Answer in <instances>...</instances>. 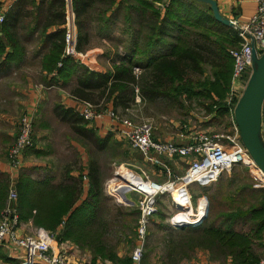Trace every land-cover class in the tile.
<instances>
[{
  "label": "trees",
  "instance_id": "16d2710c",
  "mask_svg": "<svg viewBox=\"0 0 264 264\" xmlns=\"http://www.w3.org/2000/svg\"><path fill=\"white\" fill-rule=\"evenodd\" d=\"M52 1L59 5L56 9L59 11L52 18L66 24V0ZM72 4L78 51L86 52L89 46L87 29L92 21L98 19L109 28L112 15L115 26V20L123 17L126 39L115 38L114 44L117 49L125 44L124 53L115 52L119 63L114 60L113 71L90 70L74 59L64 57L66 29L62 27L53 35L54 47L47 57L46 69L50 75L57 74L50 78V84L60 80L66 83L80 72L78 84L71 92L75 100L126 117L128 111L137 106L136 89L141 102L147 105L182 111L186 109V103L190 106L196 103L205 109L207 115H214L215 120L230 115V107L223 101L230 89L234 70L230 51L239 48L240 38L234 28L216 21L209 5L197 0H72ZM106 14L111 15L105 18ZM10 28L12 21L8 14L0 32L5 35L4 42L12 45L16 42L6 31ZM1 38L0 48L4 44ZM136 67L140 68V74L135 73ZM56 112L75 133L100 150L104 149L107 140L91 136L85 129L90 122L85 121L75 108L57 105ZM89 168L88 199L75 209L83 190L81 180L67 175L66 184L52 187L48 181H33L22 174L17 185L21 219L51 232L64 222L62 240H74L75 237L79 245H82L80 239L89 240L91 242L86 245L96 256L130 264L128 258H118L114 248L106 242L111 227L105 221L99 222L96 229L87 225L84 230H76L79 216L89 218L87 213L94 211L95 205L96 209L101 208L100 168L95 162ZM248 187L242 186L238 190L243 198L249 194L255 200L254 204L223 214V221L228 223L225 228L204 224L188 227L185 234L177 237L176 251L184 256L196 249L220 252L223 259L230 258L232 264H259L260 256L255 253L252 239L260 237L264 231V185ZM247 190L254 191L253 195L244 194ZM7 196L8 193L0 198V209H3ZM238 224L248 229L236 231Z\"/></svg>",
  "mask_w": 264,
  "mask_h": 264
},
{
  "label": "crops",
  "instance_id": "0c3cea01",
  "mask_svg": "<svg viewBox=\"0 0 264 264\" xmlns=\"http://www.w3.org/2000/svg\"><path fill=\"white\" fill-rule=\"evenodd\" d=\"M219 5L221 14L230 20L239 19L242 22L248 21L256 11L257 5L255 0H215ZM0 11L4 12L7 16L10 15L12 21V28L6 30L9 35L12 36L16 44H7L5 41V35L0 32V37L4 42L3 47L0 48V197L5 196L6 188L9 187L11 182V172L12 169L7 160V154L9 149L13 146L19 126V118L26 114L31 113L34 116V124L38 123L41 117H51L58 122V126H64L66 129L74 133L78 138L77 142L83 139V137L73 130L72 126L66 121L59 118L56 112L57 105H63L68 108H75L78 112L83 108L84 103H81L75 100L71 94L72 90L78 84V78L80 72L73 75L68 82L60 80L59 83L50 84V78L52 75L46 69L47 57L51 53L54 47V34L60 28H65V24H60L56 22V19L52 18L53 14L58 8V4L54 3L51 0H0ZM74 12L72 0H66V12ZM93 10L90 12L92 13ZM111 14H106V17H109ZM112 20L110 21V27L108 28L106 24L98 22V19L92 21L90 26L87 29V32L90 35L89 46L86 47V51L93 53L95 55V64L94 71L97 72H108L113 71V65L115 57V52L124 53V46L119 45L118 49L115 47L114 39L121 38L123 36V25H122V16H119L116 19V26L114 23L113 16L111 15ZM110 18V19H111ZM66 20V16H65ZM106 21V20H105ZM106 23V22H105ZM126 39V36L124 37ZM1 47V46H0ZM123 55V54H122ZM137 101V100H136ZM141 105L146 106L147 104L137 102V106ZM186 109L177 112L179 118H189V129L187 132L200 129L205 127V124L208 122L214 121V115H207L206 111L201 109L205 115L204 117L198 116L194 112L193 107L185 104ZM172 108V107H169ZM176 110V109H175ZM131 111V110H130ZM128 111V114L129 112ZM39 125V124H38ZM112 121L109 117H105L97 122L88 123L85 126V129L89 131L91 136L99 137L102 140H107V144L104 149L107 148L109 144L114 141L115 147L120 149H125L127 145L126 141L118 137L113 131H111ZM171 125L175 128L171 134L170 131L160 133L157 139L162 142L171 141L177 144H187L192 142L193 134L190 136H178L179 124L178 122H171ZM41 127H44L42 131L36 129V134L34 136L36 140V148L29 151L25 154V167L22 174L27 175L33 181H48L52 187H57L62 184L67 183V175L70 178L81 180L83 190L80 199L73 209L80 207L83 202L88 199V194L90 191V176H89V167L92 162H95L100 166V178L102 180V197H101V208L87 213L89 218L79 216L80 219L77 221L76 230H84L85 227L91 226L93 228H98V224L101 221H105V212L108 213L107 206L112 208L114 205L112 201L117 204V209L120 208V213L116 210L112 213V218L110 222H106L110 227L114 226L118 219H123L126 212H129L128 215L134 217L136 225H138L139 211L137 207L138 199L134 200L129 195L126 194L127 203H117L113 198L109 197L105 193V185L111 179V175L108 173V170L104 169L101 163L97 160H89V157H80L81 161L83 160V165L73 167V170L68 174L64 173V176H59L57 174L58 169L56 168V161L54 158L61 157V149L59 148L58 141L53 140L49 135V130L51 126L48 121H43L40 124ZM84 127V126H83ZM35 128V127H34ZM47 129V132L44 131ZM35 132V130H34ZM45 133V134H44ZM93 133V134H92ZM113 135V136H112ZM70 137V136H69ZM115 137V138H114ZM154 139V131H153ZM80 138V140H79ZM76 140L72 141L76 147H79L80 144L75 143ZM125 143V144H124ZM79 154L82 152L79 150ZM88 160L89 166L84 164ZM179 163L186 162L187 167L183 169L181 176H183L189 166L188 159L184 158H165L164 162L175 168L178 167ZM129 162V161H128ZM137 171H146L148 172L152 180L163 182L161 179L162 171L159 167L148 163L143 155L140 153L136 157V160L133 161ZM111 163V162H109ZM88 166V167H87ZM80 167V168H79ZM79 168V170H78ZM134 168V166H133ZM78 172V178L76 177ZM67 171V170H65ZM64 171V172H65ZM81 173V174H79ZM20 175V177H21ZM81 176H83L81 178ZM20 177L16 180L17 185L19 183ZM80 177V178H79ZM60 178V179H59ZM194 186V185H192ZM198 187V186H197ZM197 187L194 186L191 193L197 194ZM200 187V186H199ZM202 188V187H201ZM204 189V187H203ZM134 193V192H131ZM136 194V193H135ZM195 194V195H196ZM138 195V194H137ZM194 196V195H193ZM93 201V200H92ZM111 202V203H110ZM111 205H110V204ZM120 204V205H119ZM1 210V209H0ZM93 214L95 217H93ZM187 217V214H184ZM155 216L151 220V223L148 228V232L145 239V251L144 257L141 264H217L209 260L208 256L204 253L203 250L196 249L195 251L189 252V258L184 256L183 253L176 251V239L178 235L185 234L187 229H177L174 227L172 222L154 221ZM108 220V218H107ZM89 221V222H87ZM178 221V220H177ZM25 224V233H29L31 229H34L30 223L23 222ZM153 223L156 225L152 226ZM131 224V222H130ZM179 224L184 225L183 221H179ZM31 228V229H30ZM136 227H134V242L138 245L139 241L137 240ZM196 228V227H192ZM64 231V222L57 227L55 231H52L56 234L58 239H61V235ZM184 231V232H183ZM115 232V231H114ZM131 238V237H130ZM115 239V240H114ZM136 239V240H135ZM70 242L73 246L70 251V261L71 264H123L109 260L108 258H103L96 256L95 253L87 247L86 244H89L91 241H83L80 239L79 245L75 242V237L73 239L62 240ZM170 241V242H169ZM172 241V243H171ZM106 242L114 248L115 254L118 258L125 260L128 258L133 264L131 255L132 251L129 253V250H124L123 244L129 243L130 240L122 239L120 237L113 238L112 234L109 231L107 235ZM120 244L122 246H117ZM115 244V246L113 245ZM113 245V246H112ZM134 251V250H133ZM0 253L5 257L3 258L0 254V264H21V260L15 253L11 251L8 247H3L0 245ZM17 254V253H16ZM231 264V263H228Z\"/></svg>",
  "mask_w": 264,
  "mask_h": 264
},
{
  "label": "built area",
  "instance_id": "2783aa9c",
  "mask_svg": "<svg viewBox=\"0 0 264 264\" xmlns=\"http://www.w3.org/2000/svg\"><path fill=\"white\" fill-rule=\"evenodd\" d=\"M257 8L253 16L246 22L239 19L232 20L234 29L240 38L239 48L232 49L230 55L234 60V70L230 86V99L227 105L230 107V115L233 130L228 135L202 134L193 138L187 144H177L171 141H158L153 137V125L146 121L134 123L126 116L114 114L107 109H99L88 103H84L80 110L85 121L97 122L105 117L112 121L111 131L126 141L132 150L143 155L145 160L159 167L169 179L166 182L152 180L148 173L138 172L132 169L123 170L117 167L113 177L106 183L105 193L117 203L126 204L122 199L121 191L138 194L137 203L139 219L137 225L138 245L135 247L131 259L133 264H141L144 251L145 239L149 225L157 214V198L169 195L175 208L172 224L177 228L187 226L198 227L203 222L204 216L200 215V202L194 208L193 198L190 192L192 185L208 187L220 179L223 173L230 172L240 164L255 163L240 137V131L235 121V108L242 97L246 86L244 76L248 69L255 68L254 53L257 58L264 54V0H255ZM6 15L0 11V29L5 23ZM65 48L64 57L74 59L93 70L90 64L95 61V55L90 52L77 50V27L74 12H68L65 24ZM61 67L62 64L59 63ZM136 74H140V68H134ZM254 72V70H253ZM253 74V73H252ZM56 77V72L51 74ZM137 102L140 101L139 91L136 89ZM260 139L264 144V105L262 109V124ZM36 148L34 138V116L31 113L22 115L19 121L18 132L13 146L9 149L7 160L12 169L11 182L8 189L7 205L0 213V245L11 249L15 256L21 260V264H71L70 251L73 246L70 242L58 239L55 233L44 228L34 227L29 233H25V224L19 212V193L16 180L20 177L25 167V154ZM165 158L188 159L189 166L183 176L174 177L171 169L164 162ZM173 178V179H172ZM181 184L184 188V201L186 206H180L175 188ZM177 196V197H176ZM191 213L194 218L192 224H179L178 216ZM259 264H264V258Z\"/></svg>",
  "mask_w": 264,
  "mask_h": 264
},
{
  "label": "rangeland",
  "instance_id": "374dc122",
  "mask_svg": "<svg viewBox=\"0 0 264 264\" xmlns=\"http://www.w3.org/2000/svg\"><path fill=\"white\" fill-rule=\"evenodd\" d=\"M122 22H123V19H122ZM120 53L121 55L123 54L122 52ZM115 60H116L115 62L119 63V57L118 59H115ZM253 70H254L253 67L251 69H248V71L246 72L244 76L245 81L249 82V79L252 76ZM206 75H209V72ZM230 94H231V91L229 89L223 101L224 103H227L229 101ZM201 109L204 110V108L194 103V107H193L194 112L197 113L198 116L204 117L203 115L205 114ZM177 112L179 113L180 111L175 110L174 108H167V107H160V106L158 107V106H152V105H146V106L141 105L140 107L136 106L135 108H133L129 112V115L127 118L132 120L134 123H143L146 121L151 122L153 125L154 136L156 138L155 140H158L157 137H159L161 133L160 130H162V132H167L168 130L170 131L169 134H171L173 131L175 132V134L177 133V131H175V128L171 125L172 121L174 123L178 122L179 124L180 131L178 132V136L186 137V136H190L191 134H193V138H194L202 134L228 135L232 133L233 123L231 120V115L229 114L221 119L208 122L207 124H205V127L187 132V130L189 129V126H188L189 122L191 123V121L187 117L179 118V116L177 115ZM21 117L19 118V121L21 120ZM43 121L49 122V125L52 128L48 132L49 135L53 138L54 141L56 139V141L60 143L58 144V146L62 151L61 157L59 156L58 158L57 157L54 158V160L56 161L55 166L58 169L57 174H59L60 177L64 176V173L68 174L70 171H72L73 167L75 168L77 166H81L80 163H82L83 165V160L81 161V158H80L83 156L85 157V159H87L90 156L89 160L94 159V160H97L99 163H101L100 165H102L104 169L108 170V173L111 175V178L113 177V173L116 171L117 167H122L123 170L132 169V170L137 171L135 167V163L133 161L136 160V157L138 156L139 153L132 150L128 143L127 145H125L126 146L125 149L123 148L118 149L115 147V144H113L114 141H112V143L109 144L107 148L103 150H100L99 148H97L98 146H96L94 143L92 144L90 141L85 140L84 138L80 141V143H78L77 142L78 137L74 133L66 129L64 126H58V122L52 119L51 117H46V118L41 117L38 123L34 124V127H35L34 136L36 134V129L40 132L44 128L40 126V124H42ZM93 122L94 121H91V123ZM44 132L46 133L47 129ZM74 140H76L75 143L80 144L81 146L80 149L79 147H76L74 144H72V141ZM79 150L82 152V154H79ZM28 152L29 151H27L26 153ZM176 161H177L176 163L179 164L178 167L175 168L173 166H170L171 167L170 169L174 177H179L181 176L183 169L187 167V163L186 162L179 163L178 160ZM88 162L89 161L86 160L84 164L86 163V165L89 166ZM82 167H85V166L83 165ZM78 170L76 174L77 178L79 176ZM138 172L140 173L141 171H138ZM162 175L163 176H161V179L163 180V182H166L169 179V177L163 172H162ZM82 177L83 176H81V178ZM254 185H256V187L258 185H264V176L262 175L260 170L253 164H240V165L235 166L230 172L223 173L220 179L218 180V182H216L215 184L211 186L204 187V189L203 187L201 188L198 185H194L196 187L198 186L197 194L193 192L194 196L192 195L194 208H196L198 206V203L200 202V206L204 204V209L206 210V216L201 224H204L207 227L214 226V228L227 227L228 223L224 222L222 219L223 214L236 211L239 207H243L246 209L255 203V200H252L249 194H246L245 198H243L242 194L239 192L238 189L242 186L253 187ZM194 186L190 187V192L192 191ZM253 192L254 191L247 190L246 192H244V194L252 193L253 195ZM7 193L8 192H6V194ZM130 194L131 195L129 196L134 200L138 199L139 197L135 193H130ZM243 199H246V202H243ZM156 201H157L158 212L155 215V219H154L155 223L156 222L161 223L162 221L169 223L170 221H172L174 213H175V208L172 204V199L170 198V196L167 194L162 195L158 197ZM112 204L114 205L112 208H110V206H107L108 213L106 212L104 213L105 214L104 219H106V222L112 221L111 216L114 210H115L114 211L115 214L118 215L120 213V208L117 209L118 208L117 204L113 201H112ZM6 205H7V199L5 201V205L3 209L6 207ZM18 206H19V201H18ZM3 209L1 208L0 213L3 211ZM116 210H118L119 213L118 212L116 213ZM19 212H20V208H19ZM128 214L129 212H126L125 217H123V219L121 220L118 219L116 221V223L114 224V226H116L115 228L111 226L110 233L112 234L113 238L120 237L122 239H125V241L127 239L130 240L129 243L123 244L124 250L127 251L128 249L130 253L131 251L133 252V250L137 246L133 238L134 237V227H136L135 229L137 230V225L135 223L134 217L133 216L131 217ZM187 217H185L184 214H181L178 216L177 220L181 221L182 219H186ZM155 223H153L152 226H155L156 225ZM188 227H193V226H187L185 228H177V229L185 230ZM154 229H156V226L154 227ZM243 229L247 230L248 228H244L240 224L235 226L236 231H242ZM252 241H253V244H255L254 246L255 253H257L260 256V260L263 259L264 258V231L260 235V237H255L252 239ZM113 245L115 246V244ZM116 245L122 246L117 243ZM204 253L208 256L211 263L214 262L217 264H228V263L232 264L231 259L229 258V259L224 260L223 254L220 252L211 253L209 251L207 252L204 251ZM189 256H187V258H189Z\"/></svg>",
  "mask_w": 264,
  "mask_h": 264
},
{
  "label": "water",
  "instance_id": "95a60500",
  "mask_svg": "<svg viewBox=\"0 0 264 264\" xmlns=\"http://www.w3.org/2000/svg\"><path fill=\"white\" fill-rule=\"evenodd\" d=\"M210 6L216 21L234 28L232 20L225 18L215 0H197ZM254 72L249 79L246 89L235 108V121L240 131L243 145L251 155L255 165L264 174V144L260 139L262 124V109L264 105V54L256 57ZM125 190H122L121 197L127 201Z\"/></svg>",
  "mask_w": 264,
  "mask_h": 264
},
{
  "label": "bare ground",
  "instance_id": "6f19581e",
  "mask_svg": "<svg viewBox=\"0 0 264 264\" xmlns=\"http://www.w3.org/2000/svg\"><path fill=\"white\" fill-rule=\"evenodd\" d=\"M90 64H92L93 67H96V64H95L94 61H91ZM260 172L264 176V174H263V172L261 170H260ZM184 191L185 190H184V188H183V186L181 184H178L176 186V188H175V194L178 195V197H181V198H179V200H180V206H182V207H185L186 206L185 201H184ZM205 211L206 210L204 209V204H203L202 206H200V215H199V217L204 216ZM185 214H187L188 217L186 219H182L184 225L185 224H192V223L195 222L194 221V218L191 217V215H192L191 213L188 212V213H185Z\"/></svg>",
  "mask_w": 264,
  "mask_h": 264
}]
</instances>
